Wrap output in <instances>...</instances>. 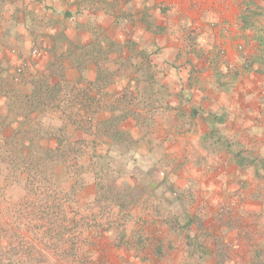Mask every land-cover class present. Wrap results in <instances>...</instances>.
I'll return each instance as SVG.
<instances>
[{
  "label": "rangeland",
  "instance_id": "obj_1",
  "mask_svg": "<svg viewBox=\"0 0 264 264\" xmlns=\"http://www.w3.org/2000/svg\"><path fill=\"white\" fill-rule=\"evenodd\" d=\"M183 48L199 55L194 44ZM220 50H212L219 55L214 62V79H196L194 83L193 70L187 73L184 69L182 75L188 76L191 88L212 90L210 96L197 93L178 97L175 87L179 80L169 78L168 73L164 80L157 69L144 70L137 76L140 102L136 106L140 112L133 120L128 118L132 112L127 110L130 97L123 94L119 101L118 96L106 93L111 82L110 74L104 71L99 92H95L99 114L91 124L83 119L75 125L67 113L40 119L37 128L44 126L39 138L45 145H55L54 139H46V128L58 130L66 125L67 137L78 143L84 140L77 150L89 158L94 140L108 142L105 137H114L110 148L103 145L99 151L108 150L114 165L107 176L111 185L100 195L102 198L93 175L88 174L86 185L63 209L55 211L50 204L47 209H37L34 205L26 235L30 239L42 236L37 240L43 239L40 248L52 254L47 264L61 262L57 232L48 230V221L54 220L65 224L67 231L71 224L80 223L87 232L81 250L73 259L69 257L68 264H264V125L260 123L262 128L257 129L259 122L251 126L241 123V108L233 109V105H241V70L246 69L241 64L218 66L223 57ZM236 50L241 53V46ZM99 55L104 60L108 54L100 49ZM199 59L203 57L196 65L206 67ZM53 67L50 77L63 74L62 68ZM70 81L78 88L86 84L76 78ZM213 92L222 96L215 97ZM175 98L178 113L157 111ZM191 102L192 108L195 103L199 107L205 104V112L191 109ZM149 117L155 118V125ZM111 128L114 132L119 129V134L110 132ZM24 178L14 177L9 167L0 166V195L6 202L21 201ZM125 178L131 187L123 182ZM109 198L119 206L112 203L110 208ZM38 201L35 198L34 203Z\"/></svg>",
  "mask_w": 264,
  "mask_h": 264
},
{
  "label": "crops",
  "instance_id": "obj_2",
  "mask_svg": "<svg viewBox=\"0 0 264 264\" xmlns=\"http://www.w3.org/2000/svg\"><path fill=\"white\" fill-rule=\"evenodd\" d=\"M263 34L264 0H0V111L5 113V104L15 94L30 95L33 80L51 75L54 66L62 68L63 74L53 75L51 80L76 86L70 81L76 78L86 83L81 89L95 88V95L98 85H90L100 80L102 72H108L111 84L106 93L118 96L119 101L123 94L130 97L127 110L132 112L128 118L134 120L137 118L132 113L139 117L140 112L136 106L140 102L138 74L157 69L164 80L168 73L169 78L181 82L175 87L178 97L197 93L210 96L212 90L203 88L200 92V86L193 89L188 86V76L182 75L186 69L187 73L193 70L194 83L196 79H214V62L219 55L212 50L221 49L223 57L218 66L241 64L246 69L241 70V105L234 104L233 109L241 108L245 126L259 122L257 129H261ZM192 44L198 56L183 48ZM100 49L109 55L104 60ZM200 56L208 69L196 65ZM193 103L191 109L205 112V104L199 107L195 103L192 108ZM162 105L158 112H179L176 98ZM149 118L155 125V118Z\"/></svg>",
  "mask_w": 264,
  "mask_h": 264
},
{
  "label": "trees",
  "instance_id": "obj_3",
  "mask_svg": "<svg viewBox=\"0 0 264 264\" xmlns=\"http://www.w3.org/2000/svg\"><path fill=\"white\" fill-rule=\"evenodd\" d=\"M99 81L97 78L90 86L95 87ZM62 82L60 80L54 83L50 75L33 80L30 95L15 94L11 102L9 100L5 104V113L0 111V166L9 167L14 177H25V195L21 201L10 204L5 201L3 194L0 195V264H47L52 259V254L40 248L43 239L37 240L42 236H35L34 241L26 235L30 231L29 216L35 210L34 205L37 209H47L49 204L55 211L63 209L86 185L85 177L88 174L93 175L100 198L111 185L107 176L113 172L112 159L108 150L105 153L99 151L103 150V145L110 148L114 137H105L110 142L94 140L89 148L93 150L90 158L77 150L83 147L84 140L78 143L77 140L67 137L66 125L58 130L46 128V139H54V147L45 145L39 138L44 129L42 124L37 128L41 118L67 113L68 119L77 125V121L83 119H88L91 124L93 118L99 114V100L98 95L94 94L95 88L81 90ZM66 103L69 106L64 105ZM132 115L138 118L134 112ZM107 122L109 121L103 123ZM119 131L116 129L114 132L113 128L110 130L116 134ZM123 182L132 186L127 178ZM170 190L173 192L172 187ZM35 198L39 199L38 204L34 203ZM115 201L109 198L108 206L113 207L112 203L119 206ZM64 225L56 220L48 221L49 232L56 231L57 239L62 245L59 251L61 253L57 255L61 259L60 264H68L70 258L73 259L78 254L87 233L86 229H81L83 227L80 223L71 224L69 231ZM99 225L103 227L102 224ZM109 225L110 221H107L105 226L108 230L111 228Z\"/></svg>",
  "mask_w": 264,
  "mask_h": 264
}]
</instances>
